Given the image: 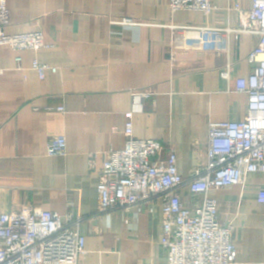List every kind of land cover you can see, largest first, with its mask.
I'll return each mask as SVG.
<instances>
[{"label": "crops", "instance_id": "crops-1", "mask_svg": "<svg viewBox=\"0 0 264 264\" xmlns=\"http://www.w3.org/2000/svg\"><path fill=\"white\" fill-rule=\"evenodd\" d=\"M212 3L206 15L172 12L169 0H9L6 32L40 31L46 48L0 46V213L38 206L63 218L71 209L79 213L86 239L79 264H168L162 202L153 213L102 214L98 184L104 153L125 147L130 111L134 136L174 148L185 179L207 162L210 122L247 115L236 80L253 72L247 57L258 36L233 30L237 9H251L252 0ZM207 27L223 31L201 35ZM36 59L57 72L41 79ZM57 136L68 140L66 155L49 156L48 142ZM261 191L258 171L244 185L209 192L218 219L234 227L238 264H264ZM180 195L190 210L201 203L187 186Z\"/></svg>", "mask_w": 264, "mask_h": 264}, {"label": "built area", "instance_id": "built-area-1", "mask_svg": "<svg viewBox=\"0 0 264 264\" xmlns=\"http://www.w3.org/2000/svg\"><path fill=\"white\" fill-rule=\"evenodd\" d=\"M8 1L0 0V46H10L14 51L46 48L40 31L18 35L6 32L12 23ZM169 6L172 12L194 10L206 15L215 8L212 0H169ZM237 11L239 29L233 31L258 36L256 47L247 57L255 64L254 70L249 77L236 80V91L247 95L248 113L238 121L210 122L205 166L185 179L179 173L174 148L134 136L132 111L126 113L125 147L104 153L98 184L99 212L148 209L153 213L161 201L162 244L167 249L168 264H238L234 227L218 219L219 205L209 192L244 185L250 173L264 172V0H252L251 9ZM222 31L207 27L201 28L200 34ZM17 62H21L20 57ZM32 68L41 79L46 78L48 70L57 72L56 67L37 59ZM222 76L229 78V71H223ZM58 110L63 112L64 108ZM67 141L64 136L53 137L47 154L66 155ZM185 186L201 198L194 210L183 203L180 191ZM258 200L264 203V191L258 194ZM82 222L83 217L72 209L65 218L39 206L0 213V264H79L86 255Z\"/></svg>", "mask_w": 264, "mask_h": 264}]
</instances>
